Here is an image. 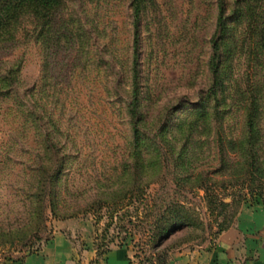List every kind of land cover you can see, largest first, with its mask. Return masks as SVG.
Instances as JSON below:
<instances>
[{
    "label": "rangeland",
    "instance_id": "374dc122",
    "mask_svg": "<svg viewBox=\"0 0 264 264\" xmlns=\"http://www.w3.org/2000/svg\"><path fill=\"white\" fill-rule=\"evenodd\" d=\"M245 211L264 213V0H59L0 33V264L58 232L171 264Z\"/></svg>",
    "mask_w": 264,
    "mask_h": 264
},
{
    "label": "crops",
    "instance_id": "0c3cea01",
    "mask_svg": "<svg viewBox=\"0 0 264 264\" xmlns=\"http://www.w3.org/2000/svg\"><path fill=\"white\" fill-rule=\"evenodd\" d=\"M69 237L56 233L42 252L23 264H130L128 253L113 249L99 254L90 246H74ZM171 264H264V213L245 211L216 240L198 247H184Z\"/></svg>",
    "mask_w": 264,
    "mask_h": 264
},
{
    "label": "trees",
    "instance_id": "16d2710c",
    "mask_svg": "<svg viewBox=\"0 0 264 264\" xmlns=\"http://www.w3.org/2000/svg\"><path fill=\"white\" fill-rule=\"evenodd\" d=\"M58 3L59 0H0V33L4 32L11 24L17 25L28 8H31L35 14H44V12L49 13ZM249 124H252L250 118ZM249 129L252 130V127L250 126ZM40 196V194L36 196L38 202L41 201ZM42 212V210L38 211L40 215ZM162 230L165 232L169 230V227H164Z\"/></svg>",
    "mask_w": 264,
    "mask_h": 264
}]
</instances>
